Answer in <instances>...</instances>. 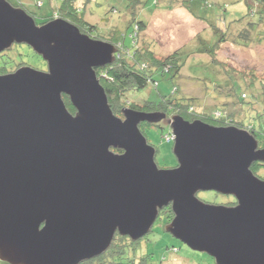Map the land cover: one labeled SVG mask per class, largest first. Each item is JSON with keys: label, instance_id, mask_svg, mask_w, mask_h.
<instances>
[{"label": "water", "instance_id": "water-1", "mask_svg": "<svg viewBox=\"0 0 264 264\" xmlns=\"http://www.w3.org/2000/svg\"><path fill=\"white\" fill-rule=\"evenodd\" d=\"M15 44L30 46L47 70L0 74V261L82 264L117 234L143 239L171 207L166 232L190 249L217 264H264V181L251 169L264 149L248 129L173 115L178 164L160 168L140 125L167 115L116 116L98 78L115 45L61 18L38 25L0 0V54ZM208 191L236 205L199 199Z\"/></svg>", "mask_w": 264, "mask_h": 264}, {"label": "rangeland", "instance_id": "rangeland-1", "mask_svg": "<svg viewBox=\"0 0 264 264\" xmlns=\"http://www.w3.org/2000/svg\"><path fill=\"white\" fill-rule=\"evenodd\" d=\"M8 1L23 6L28 14H32L38 25L52 17L60 18L62 0ZM136 1L138 5L135 7L131 0H74L73 3L78 8L85 9L84 19L96 27L92 33L93 37L99 35L105 42H123L131 49L134 40L129 21L134 13L136 18L144 20L147 24L145 30L140 33L139 49L152 47L151 50L155 51L158 59H165L169 54L180 51V60L183 62L180 74L172 79L167 75H156L154 79L158 82L157 86L152 83L140 91L128 93L130 103H136L139 107L149 100L159 103L163 96L169 95L173 88H177V97L185 100L191 98L195 101V103L192 101L195 111H204L218 118L229 114L242 124L247 123L244 118H256L259 108L261 110L264 106V99L263 106L261 101L254 104L255 95L257 101L262 93L260 80L264 81V32L260 33L261 28H256L255 32L257 35L261 34V39L258 40L256 37L247 46H238L236 42H232L233 32L246 24L242 18H246L249 12L248 1L251 7L254 6V1L207 0V6L203 7L199 0ZM185 1L189 3L188 8L192 14L202 20L191 15L188 9L183 7ZM259 17L257 15L255 19ZM241 20L243 22H240ZM229 25L232 28L224 30L228 32L227 40L221 42L214 32V27L222 29L223 26L225 28ZM215 43L219 44H216L214 50L209 53L207 48ZM5 52L0 61L5 62L10 71L13 69L15 72L18 65H21L19 68L26 66L40 71L47 70V63L43 58L26 44H15ZM252 78L255 79V85L248 81ZM242 94L247 95V98L241 97ZM241 99L245 102L242 103ZM245 109H248V114L253 112L255 115H248ZM118 117L123 118V114ZM171 117L167 115L164 121L154 124L155 126L142 127L148 143L157 151L156 163L163 169L174 168L178 164L173 152L174 140L171 139L172 133L167 124ZM249 122L264 132L263 122L258 119H250ZM261 137L264 138V134ZM198 197L213 205H225L233 199V196L213 191L200 192ZM166 214L163 212L152 231L139 240V248L133 251L134 255L131 245L125 248L126 256L132 254L135 264H217L213 257L190 249L166 232L165 228L169 223ZM115 258L116 263L121 262ZM124 263L127 261H123L122 264ZM0 264L6 263L0 261Z\"/></svg>", "mask_w": 264, "mask_h": 264}, {"label": "trees", "instance_id": "trees-1", "mask_svg": "<svg viewBox=\"0 0 264 264\" xmlns=\"http://www.w3.org/2000/svg\"><path fill=\"white\" fill-rule=\"evenodd\" d=\"M201 3H203V6H207V0H199ZM254 1V6H250V2L248 1V5L250 7L249 12L247 14L246 18H242V20L246 21V24L240 27L239 30H236L233 32V41L236 42L238 46H247L250 45L253 41L254 38L258 37V40L261 39V34L257 35L256 34V28H261L260 33L264 32V0H251ZM131 2L134 5H138V1L136 0H131ZM11 3V2H10ZM61 6L59 9L60 12V18L67 20L77 27L79 29L89 35L90 37L92 36V33L96 30V27L92 24H89L85 19H84V14L83 11H85L84 8H78L76 5L73 3L74 0H62ZM206 3V4H205ZM77 4V3H76ZM189 4V3H188ZM187 1L183 2V7H186L191 15H194L196 18L202 20V18H199L197 15L192 14L191 10L188 8ZM16 7H22L19 4H13ZM135 9V8H134ZM136 13V12H135ZM32 15V14H31ZM136 14L133 13L132 19L129 21L132 31H131V36L132 39L134 40V45L131 49L127 48L123 42L118 43V42H109L116 47H118V52L115 55V61L107 65L106 67L103 68H98L96 70L98 78L100 80V83L104 87L106 94L108 96L109 103L111 105V108L116 116H122V112L125 109H132L135 111H140V112H145V113H160V114H166L168 116H173V115H180L183 118H185L188 121H196V120H202L210 125H215V126H224L227 124H234L238 128H244V129H249V131L255 135L256 131L261 130V128H258L251 124L249 122L250 119H258L260 122L264 123V106L262 105V100L264 99V81L260 80L261 83V94L258 96L255 95V102L254 104H258V102L261 101V110L256 113L257 116L256 118H244V121L246 120V124H242V122H238V120L234 119L232 116H229V114L226 115H221L220 118L209 115L206 112L202 111H195L194 106L192 104V99L185 100L183 98H180V96H176L178 93L177 88H173L172 92L169 93L167 96H163L162 100L159 101V103H153L150 100L147 101L146 104H144L142 107H139V105L132 104L128 100V93L132 91H140L148 86V84H155L157 86L158 82L154 79L156 75L160 76H170V78H175L178 76L181 72V67L183 66V62L180 60V51H176L172 54H169L168 57L165 59H158L156 57V53L154 50H151L152 47L148 46L147 49H139V38H140V33L143 32L147 26L144 20L138 19L135 17ZM259 15V19H255L256 16ZM57 17H52L49 20L45 21L43 24L56 19ZM240 22H243V21ZM232 24V23H231ZM230 24V25H231ZM230 25L222 29L220 28H215L214 27V32L217 36H219L218 39L222 41L227 40V33L224 32V30L228 31L230 28ZM138 29V31H137ZM139 35V36H138ZM95 39L103 40L105 39L99 38V35L96 37H93ZM121 41V40H120ZM216 44H213L210 48H207L208 52L210 53L211 50H214L213 47H215ZM6 53V52H5ZM1 53L0 58L5 54ZM18 65L16 68H19ZM15 68V71H16ZM183 68V67H182ZM12 71L8 70V68L5 66V62L0 61V74H8L12 73L14 70L11 69ZM248 81H251L254 85L255 79L252 78ZM263 82V83H262ZM263 94V95H262ZM243 98H247V95L242 94ZM185 98V97H184ZM244 99H241L242 103L245 102L243 101ZM64 101L67 104L68 109L74 113L75 109L71 105V102L67 96H64ZM195 103V101H193ZM253 104V105H254ZM259 107V105H258ZM246 108V107H245ZM252 107H250L251 109ZM198 109V108H197ZM246 113L248 114V109H245ZM248 115H255L253 112ZM251 117V116H250ZM254 117V116H252ZM152 127L155 126L154 124L150 123H142L140 125V129L143 132L144 135L145 131L142 130V127ZM262 131V130H261ZM263 132V131H262ZM171 133V132H170ZM257 136V134L255 135ZM167 213L166 218L169 220V222L173 218V212L171 210V207H167L164 210L160 212V215L162 213ZM143 241V240H142ZM131 245V251H136L139 247V241L138 242H133L129 237H122L119 234L116 235L114 242L111 246V248L102 256L95 258L91 261L84 262L82 264H122L123 261H127V263L124 264H135V259L134 256L132 257L130 254L126 256V250L125 248ZM134 255V253H133ZM121 260L120 263H116V258Z\"/></svg>", "mask_w": 264, "mask_h": 264}, {"label": "flooded vegetation", "instance_id": "flooded-vegetation-1", "mask_svg": "<svg viewBox=\"0 0 264 264\" xmlns=\"http://www.w3.org/2000/svg\"><path fill=\"white\" fill-rule=\"evenodd\" d=\"M168 124V122H167ZM227 126H234L236 127V125L234 124H227V125H224V127H227ZM238 127V126H237ZM249 130V129H248ZM257 134V136H255ZM264 134V132L262 131H256L255 133V138L257 139L258 141V148L259 149H264V138L261 137L262 135ZM177 166V165H176ZM175 166V167H176ZM251 169L253 171V173L258 177L260 178L261 180L264 181V162L262 161H257L255 162L254 164H252L251 166ZM227 205L229 206H234L236 205V200L235 198L233 197L232 201H230V203H227Z\"/></svg>", "mask_w": 264, "mask_h": 264}, {"label": "built area", "instance_id": "built-area-1", "mask_svg": "<svg viewBox=\"0 0 264 264\" xmlns=\"http://www.w3.org/2000/svg\"><path fill=\"white\" fill-rule=\"evenodd\" d=\"M172 138H173V136H172ZM172 138H171V139H172Z\"/></svg>", "mask_w": 264, "mask_h": 264}]
</instances>
